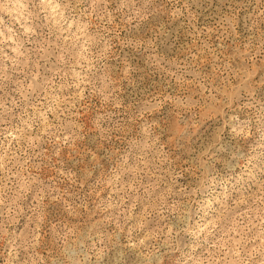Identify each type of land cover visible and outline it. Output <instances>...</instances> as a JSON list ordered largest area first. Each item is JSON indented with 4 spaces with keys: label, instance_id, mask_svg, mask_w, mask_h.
<instances>
[{
    "label": "rangeland",
    "instance_id": "rangeland-1",
    "mask_svg": "<svg viewBox=\"0 0 264 264\" xmlns=\"http://www.w3.org/2000/svg\"><path fill=\"white\" fill-rule=\"evenodd\" d=\"M0 264H264V0H0Z\"/></svg>",
    "mask_w": 264,
    "mask_h": 264
}]
</instances>
